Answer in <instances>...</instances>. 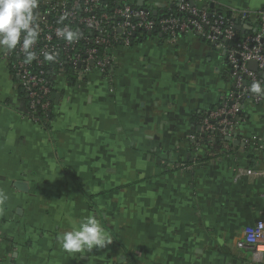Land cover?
Wrapping results in <instances>:
<instances>
[{
    "label": "crops",
    "instance_id": "obj_1",
    "mask_svg": "<svg viewBox=\"0 0 264 264\" xmlns=\"http://www.w3.org/2000/svg\"><path fill=\"white\" fill-rule=\"evenodd\" d=\"M3 53L0 264H264L243 243L263 219L264 153L242 144L264 140V105L243 104L234 142L198 141L202 114L233 91L223 52L194 34L136 36L108 75L52 76L46 126L27 117ZM88 215L111 243L64 252L57 238Z\"/></svg>",
    "mask_w": 264,
    "mask_h": 264
},
{
    "label": "built area",
    "instance_id": "obj_2",
    "mask_svg": "<svg viewBox=\"0 0 264 264\" xmlns=\"http://www.w3.org/2000/svg\"><path fill=\"white\" fill-rule=\"evenodd\" d=\"M146 1L39 0L40 35L32 49L36 59L25 63L19 46L2 55L26 97L27 117L42 126L48 124L54 75H73L78 81L90 73L108 75L114 65L113 50L130 48L136 36L155 34L175 43L181 35L194 34L224 53L233 86L226 103L202 114L198 141L202 145L205 138L219 135L234 142V130L244 122L243 104L264 105V96L250 92L252 83L264 85V9L240 10L212 0ZM64 14L67 19L57 23ZM236 21L249 22V28L243 33L235 30ZM65 26L80 33L78 41L69 44L57 35V29ZM45 53L54 59L46 60ZM249 62L256 64L255 71L248 67ZM242 144L264 153V140ZM245 175L263 174L239 171L238 176ZM261 197L264 199V193ZM243 243L256 258L264 255V213L262 220L244 228Z\"/></svg>",
    "mask_w": 264,
    "mask_h": 264
},
{
    "label": "clouds",
    "instance_id": "obj_3",
    "mask_svg": "<svg viewBox=\"0 0 264 264\" xmlns=\"http://www.w3.org/2000/svg\"><path fill=\"white\" fill-rule=\"evenodd\" d=\"M39 0H0V51L13 52L18 46L22 51L25 63L36 59L32 50L36 45L40 29L37 23V8ZM67 14L60 16L57 23H63ZM57 35L69 44L80 38V33L68 26L57 29ZM45 59L52 61L54 56L45 53ZM250 92L264 96V85L260 82L251 84ZM57 242L61 249L68 254L89 252L102 249L111 243V237L105 232L95 215L85 216L78 226L62 233Z\"/></svg>",
    "mask_w": 264,
    "mask_h": 264
},
{
    "label": "water",
    "instance_id": "obj_4",
    "mask_svg": "<svg viewBox=\"0 0 264 264\" xmlns=\"http://www.w3.org/2000/svg\"><path fill=\"white\" fill-rule=\"evenodd\" d=\"M137 5H138V6H141L142 3L138 2ZM154 14H155V13H153V15H154ZM248 28H249V22H238V21H236V24H235V26H234V29L237 30V31H239V32H241V33H243L244 30H245V29H248ZM147 36H151V34H147ZM248 67H249L251 70H253V71L256 70V64L253 63V62H249ZM263 75H264V74H263ZM226 140L229 141V139H226Z\"/></svg>",
    "mask_w": 264,
    "mask_h": 264
},
{
    "label": "trees",
    "instance_id": "obj_5",
    "mask_svg": "<svg viewBox=\"0 0 264 264\" xmlns=\"http://www.w3.org/2000/svg\"><path fill=\"white\" fill-rule=\"evenodd\" d=\"M207 140H205L202 143V146H211V145H220V144H224L226 142V139L224 137H221L219 135H212L209 138H205Z\"/></svg>",
    "mask_w": 264,
    "mask_h": 264
},
{
    "label": "rangeland",
    "instance_id": "obj_6",
    "mask_svg": "<svg viewBox=\"0 0 264 264\" xmlns=\"http://www.w3.org/2000/svg\"><path fill=\"white\" fill-rule=\"evenodd\" d=\"M48 1H51V0H48ZM158 1H161V2H164V3H167L169 4L171 2V0H158ZM150 0H147L146 3L149 4Z\"/></svg>",
    "mask_w": 264,
    "mask_h": 264
}]
</instances>
